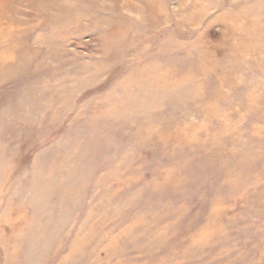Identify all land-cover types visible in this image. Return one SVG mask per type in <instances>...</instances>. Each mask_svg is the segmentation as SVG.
Here are the masks:
<instances>
[{"label": "rangeland", "instance_id": "1", "mask_svg": "<svg viewBox=\"0 0 264 264\" xmlns=\"http://www.w3.org/2000/svg\"><path fill=\"white\" fill-rule=\"evenodd\" d=\"M0 264H264V0H0Z\"/></svg>", "mask_w": 264, "mask_h": 264}]
</instances>
